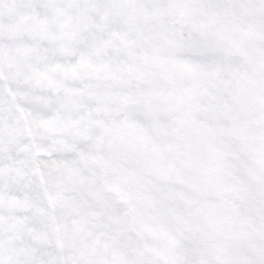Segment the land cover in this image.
I'll return each mask as SVG.
<instances>
[{
  "label": "snow or ice",
  "instance_id": "6c2138e0",
  "mask_svg": "<svg viewBox=\"0 0 264 264\" xmlns=\"http://www.w3.org/2000/svg\"><path fill=\"white\" fill-rule=\"evenodd\" d=\"M0 264H264V0H0Z\"/></svg>",
  "mask_w": 264,
  "mask_h": 264
}]
</instances>
